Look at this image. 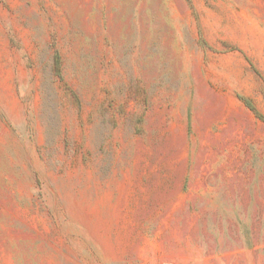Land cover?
Segmentation results:
<instances>
[{"label": "rangeland", "instance_id": "1", "mask_svg": "<svg viewBox=\"0 0 264 264\" xmlns=\"http://www.w3.org/2000/svg\"><path fill=\"white\" fill-rule=\"evenodd\" d=\"M237 34L264 79V0H0V264H264Z\"/></svg>", "mask_w": 264, "mask_h": 264}, {"label": "crops", "instance_id": "2", "mask_svg": "<svg viewBox=\"0 0 264 264\" xmlns=\"http://www.w3.org/2000/svg\"><path fill=\"white\" fill-rule=\"evenodd\" d=\"M253 36L259 37L262 35L256 33ZM235 41L238 43L236 45L239 50L227 55L228 59L231 60L232 68L238 66L241 68V83L240 85L236 84L231 93V97L238 100V110H236L237 114L235 116L247 117L255 128H259L264 132V79L249 69L251 65L247 59L250 58L246 51L248 38L243 34H237L234 38ZM244 76H246L245 79ZM243 80L245 81L243 82Z\"/></svg>", "mask_w": 264, "mask_h": 264}]
</instances>
